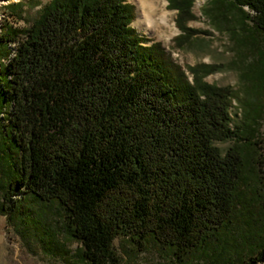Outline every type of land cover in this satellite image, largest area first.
<instances>
[{"label": "trees", "instance_id": "trees-1", "mask_svg": "<svg viewBox=\"0 0 264 264\" xmlns=\"http://www.w3.org/2000/svg\"><path fill=\"white\" fill-rule=\"evenodd\" d=\"M167 1L179 43L199 34L186 26L194 0ZM202 13L242 48L229 14L264 36V0H209ZM134 18L125 0H51L27 29L0 32L1 210L25 202L46 249L73 264H122L116 239L124 255L264 264L255 117L235 122L236 95L203 81L220 66L189 68L190 82Z\"/></svg>", "mask_w": 264, "mask_h": 264}, {"label": "rangeland", "instance_id": "rangeland-1", "mask_svg": "<svg viewBox=\"0 0 264 264\" xmlns=\"http://www.w3.org/2000/svg\"><path fill=\"white\" fill-rule=\"evenodd\" d=\"M50 1L0 0V32L6 27L27 29L37 19L41 9ZM125 1L134 8L135 18L132 27L147 41V45L160 44L172 61L183 69L190 82L193 81V75L189 68L200 65L221 67L220 70L207 75L203 81L213 86L228 87L236 95L237 99L233 100L231 110L235 122L243 121L245 115L249 120L255 117L257 127L253 141L261 148L259 154L262 155L263 168L259 182L264 183V78L261 84L257 81L261 72L264 73V36L258 34L250 21L244 20L245 17L229 14L227 18L229 28L234 29L239 35L238 40L248 41V47L242 48L235 41V36L219 31L203 16V8L207 6L209 0H194V20L186 23V26L200 33L185 40L184 43H179L176 39L181 35L176 24L177 11L168 9L167 0H155L164 11L168 12V21L165 26L159 25L158 21L152 25L139 22L136 1ZM245 11L248 13L247 9ZM241 22L248 25L247 31L243 32L240 28ZM221 27L226 28V24L223 23ZM246 120L250 123L248 119ZM215 145L222 153H225L234 145V142L228 140ZM260 185L259 193L264 195ZM1 198L0 193V264H73V258L64 256L61 252L55 255L46 249L43 242L47 240V236L43 234L45 228L35 225L25 211V214H22L21 207H28L25 202L18 203L16 209L7 214L1 210ZM33 208L37 210V207ZM54 242L56 246L59 244L58 241ZM122 245L121 239L115 240L114 248L121 256L122 264H236V257L228 262L224 259L216 261L217 255L213 253H210L212 258H215L213 260L200 259L178 263L153 249L139 255L130 253L129 250L132 248L130 246H127L129 253L124 255ZM76 248V244H68L64 250L73 254Z\"/></svg>", "mask_w": 264, "mask_h": 264}, {"label": "bare ground", "instance_id": "bare-ground-1", "mask_svg": "<svg viewBox=\"0 0 264 264\" xmlns=\"http://www.w3.org/2000/svg\"><path fill=\"white\" fill-rule=\"evenodd\" d=\"M133 1V0H132ZM138 6V21L152 25L158 21L159 25H167L168 12L164 11L155 0H134ZM138 22V23H139Z\"/></svg>", "mask_w": 264, "mask_h": 264}]
</instances>
